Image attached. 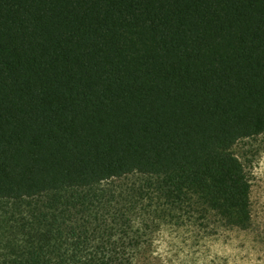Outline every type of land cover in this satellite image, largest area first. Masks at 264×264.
Returning <instances> with one entry per match:
<instances>
[{"label": "trees", "instance_id": "obj_1", "mask_svg": "<svg viewBox=\"0 0 264 264\" xmlns=\"http://www.w3.org/2000/svg\"><path fill=\"white\" fill-rule=\"evenodd\" d=\"M262 134L264 0H0V264H163L161 203L249 229Z\"/></svg>", "mask_w": 264, "mask_h": 264}, {"label": "rangeland", "instance_id": "obj_2", "mask_svg": "<svg viewBox=\"0 0 264 264\" xmlns=\"http://www.w3.org/2000/svg\"><path fill=\"white\" fill-rule=\"evenodd\" d=\"M233 152L252 178L251 227H228L202 204L161 203L152 234L163 264H264V134L239 141Z\"/></svg>", "mask_w": 264, "mask_h": 264}]
</instances>
